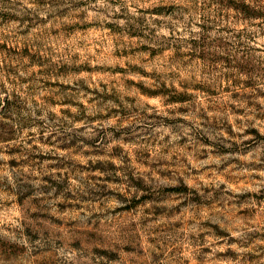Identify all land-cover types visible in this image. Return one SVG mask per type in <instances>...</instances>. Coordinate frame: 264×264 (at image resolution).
Listing matches in <instances>:
<instances>
[{
	"label": "rangeland",
	"instance_id": "1",
	"mask_svg": "<svg viewBox=\"0 0 264 264\" xmlns=\"http://www.w3.org/2000/svg\"><path fill=\"white\" fill-rule=\"evenodd\" d=\"M0 264H264V0H0Z\"/></svg>",
	"mask_w": 264,
	"mask_h": 264
}]
</instances>
